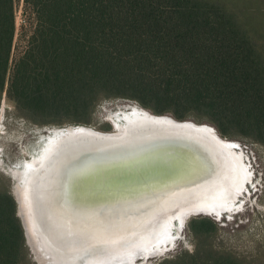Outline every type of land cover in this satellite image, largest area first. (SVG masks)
Returning a JSON list of instances; mask_svg holds the SVG:
<instances>
[{
  "label": "trees",
  "instance_id": "obj_1",
  "mask_svg": "<svg viewBox=\"0 0 264 264\" xmlns=\"http://www.w3.org/2000/svg\"><path fill=\"white\" fill-rule=\"evenodd\" d=\"M19 2L33 32L14 58ZM239 12L230 0H0V97L40 124L76 125L104 99H131L264 145V46ZM9 185L0 176V264H31ZM191 224L195 238L219 226ZM160 264H264V238L253 254L208 247Z\"/></svg>",
  "mask_w": 264,
  "mask_h": 264
},
{
  "label": "bare ground",
  "instance_id": "obj_2",
  "mask_svg": "<svg viewBox=\"0 0 264 264\" xmlns=\"http://www.w3.org/2000/svg\"><path fill=\"white\" fill-rule=\"evenodd\" d=\"M113 121L111 133L53 129L39 156L8 169L39 264H138L163 254L177 221L233 210L251 179L239 144L210 125L138 106Z\"/></svg>",
  "mask_w": 264,
  "mask_h": 264
},
{
  "label": "rangeland",
  "instance_id": "obj_3",
  "mask_svg": "<svg viewBox=\"0 0 264 264\" xmlns=\"http://www.w3.org/2000/svg\"><path fill=\"white\" fill-rule=\"evenodd\" d=\"M230 4L232 9H241L242 12H239V16L242 21L253 28L264 46V0H230ZM24 12V4L19 2L16 8L17 32L13 47L14 58L26 49L27 39H25V36H30L33 32L30 19L28 15L25 16ZM23 28H25L24 32ZM133 106L152 112L135 100L108 98L96 105L92 116L87 114L80 117V119H83V123L87 124L79 126L103 133L115 132L113 118L117 115L122 114L123 116L129 113ZM30 116L21 112L16 104L7 97V93L0 97V176L6 177L9 181L11 193L14 181L11 178V173H8V169L20 168L21 165L32 160L33 157L39 156L44 148V141L48 139L53 129L76 126V123L73 122L76 117L71 114L59 117L48 116L44 119L46 122H52L48 124H40L38 123L42 120L40 117ZM189 121L213 126L206 122ZM55 122H61L62 124L58 125ZM216 131L218 132L217 129ZM218 134L220 135L219 132ZM221 137L239 144L237 151L243 154L245 165L252 173L251 179L235 201L236 205L233 210L226 212L220 221L214 220L212 218L214 215H210L212 217H192L181 228L176 222L173 228V235L176 240L173 244H170L169 250L167 249L165 253L148 260H138V264H160L165 259L184 258L198 252L202 254L208 247L234 249L238 255L253 254L258 249L264 238V145L250 139ZM197 218H209L218 222V231L213 232L211 235L205 234L195 238L192 234L191 223L193 219ZM29 259L31 264H36L30 255Z\"/></svg>",
  "mask_w": 264,
  "mask_h": 264
},
{
  "label": "water",
  "instance_id": "obj_4",
  "mask_svg": "<svg viewBox=\"0 0 264 264\" xmlns=\"http://www.w3.org/2000/svg\"><path fill=\"white\" fill-rule=\"evenodd\" d=\"M165 117H167V118H170L171 120H173V121H176V120H174V119H172L173 117L172 116H170V115H164ZM186 121V120H185ZM177 122V121H176ZM192 122V121H191ZM178 123V122H177ZM77 126V128H78V125H76ZM117 128H115L114 127V130H116ZM63 130H67V129H62V131ZM25 165V164H24ZM11 178L13 179V181H14V185L12 186V195L14 196V198H15V201H16V203H17V217L20 219V221H21V224H22V227H23V230H24V235H25V241H26V246L28 247V249H29V251H30V256H31V258H32V260L36 263V264H39V262H38V260L36 259V255H35V251L33 250V247L31 246V244L29 243V241H28V235H27V229H26V226H25V223H24V219H23V217L20 215V213H19V210H20V202H19V200L17 199V197H16V194H15V187H16V182H17V178H15L14 176H11ZM248 182V181H247ZM149 183V182H148ZM151 183H149V185H150ZM226 212H228V211H224L222 214H221V217H217V215L215 214V216H210V215H208V214H204V213H192V214H190L188 217H187V219L185 220V223L183 224V225H185L186 223H187V221L189 220V219H191L192 217H199V216H207V217H212L214 220H216V221H220V219L222 218V216L226 213ZM178 222V221H177Z\"/></svg>",
  "mask_w": 264,
  "mask_h": 264
}]
</instances>
